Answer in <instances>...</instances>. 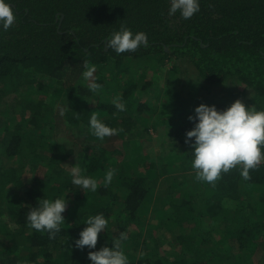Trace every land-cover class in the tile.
<instances>
[{"label": "trees", "instance_id": "1", "mask_svg": "<svg viewBox=\"0 0 264 264\" xmlns=\"http://www.w3.org/2000/svg\"><path fill=\"white\" fill-rule=\"evenodd\" d=\"M14 7L17 22L0 31V264H90L88 252L111 247L121 232L130 264H258L264 163L249 180L234 168L214 185L199 181L185 134L200 103L223 110L239 98L264 109V0H201L190 20L169 16V0ZM122 24L146 32L150 46L107 49ZM86 63L96 66L99 93L83 79ZM116 97L126 111L115 109ZM94 113L119 133L92 136ZM154 132L156 152L144 146ZM114 138L122 142L105 144ZM74 165L97 180V191L71 183ZM109 169L116 173L105 187ZM63 196L60 233L29 228L30 207ZM98 213L108 226L96 249L76 248L87 217Z\"/></svg>", "mask_w": 264, "mask_h": 264}, {"label": "clouds", "instance_id": "2", "mask_svg": "<svg viewBox=\"0 0 264 264\" xmlns=\"http://www.w3.org/2000/svg\"><path fill=\"white\" fill-rule=\"evenodd\" d=\"M201 0H169L168 15L174 16L179 12L184 20H190L200 12ZM15 0H0V31H8L18 19V9L14 7ZM149 38L146 32H133L126 25L110 34L105 47L117 55L135 52L137 49L148 48ZM82 73L87 88L93 93H99L103 85L98 82L96 66L85 64ZM118 112L126 111V105L121 97L112 101ZM188 119L194 126L186 131L185 143L191 151V168L197 180L215 184L222 173H228L238 168L244 180L250 179V171L264 163V109L246 106L241 99H236L226 109L218 110L215 105L200 103L194 109V115ZM89 131L100 141L106 137L117 135L120 129L111 127L103 122L95 113L89 120ZM194 138V139H193ZM116 169H109L104 176V186L111 184ZM71 183L78 188L95 192L98 189L96 179L84 174V171L74 165L71 168ZM65 196L54 199H39L32 206L26 217L30 229L36 232H47L50 238L61 232L65 223L63 213L66 211ZM79 237L75 239V247L83 250L96 249L99 234L108 226V219L103 213L87 217ZM126 232L112 241V246H102L99 250L89 251L90 264H130L129 257L124 251L123 244L128 240Z\"/></svg>", "mask_w": 264, "mask_h": 264}, {"label": "rangeland", "instance_id": "3", "mask_svg": "<svg viewBox=\"0 0 264 264\" xmlns=\"http://www.w3.org/2000/svg\"><path fill=\"white\" fill-rule=\"evenodd\" d=\"M169 65V64H168ZM153 75H149V77H152ZM156 76V75H155ZM159 76V75H158ZM161 79H160V81L163 79V77L162 76H159ZM160 85H161V88H163V89H165L164 88V84H163V82H160ZM162 89V90H163ZM215 93L219 96V95H222L223 94V92H224V90H223V88L222 87H216V89H215ZM157 135H156V133L154 132V134H153V139H149V140H147L145 143H144V146L147 148V149H153L155 152H156V150H160L161 149V145L160 146H158V144L160 143V139L158 138V137H156ZM68 137H69V139H70V141H72V142H70V143H73V142H75V138L73 137V135H68ZM156 137V138H155ZM68 141V140H67ZM116 142H117V144H120V142H122V139H116V138H114V139H112V140H109V141H107V142H105V144L106 145H108L109 144V146H111V147H113L115 144H116ZM110 144H112V145H110ZM70 145H72V146H74L73 144H70ZM259 249H263L262 248V246H260V248ZM163 251H165V249L163 250ZM255 261H256V263H258V264H264V254L263 253H261V254H258L257 256H255Z\"/></svg>", "mask_w": 264, "mask_h": 264}, {"label": "built area", "instance_id": "4", "mask_svg": "<svg viewBox=\"0 0 264 264\" xmlns=\"http://www.w3.org/2000/svg\"><path fill=\"white\" fill-rule=\"evenodd\" d=\"M261 164H263V163H261Z\"/></svg>", "mask_w": 264, "mask_h": 264}]
</instances>
